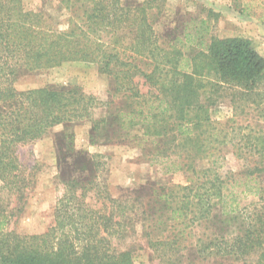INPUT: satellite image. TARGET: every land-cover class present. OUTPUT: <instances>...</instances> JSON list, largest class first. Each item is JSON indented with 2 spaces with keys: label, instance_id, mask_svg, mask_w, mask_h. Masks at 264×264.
<instances>
[{
  "label": "trees",
  "instance_id": "1",
  "mask_svg": "<svg viewBox=\"0 0 264 264\" xmlns=\"http://www.w3.org/2000/svg\"><path fill=\"white\" fill-rule=\"evenodd\" d=\"M155 2L159 0L140 5L58 0L55 16L47 8L27 11L22 0H0V264H135L132 250L114 241L125 230L114 222L112 210L108 212V205L114 209L119 201L101 178L97 161L101 156L81 160L78 176L61 183L55 224L46 233L21 235L8 229L12 212L21 208L10 211L6 201L20 203L30 185L18 148L44 139L58 126L92 121L95 111L111 103L98 101L80 87L27 91L14 87L23 75L69 62L97 64L99 73L112 81V96L130 95L133 102L147 99V114L132 102L126 110L106 112L94 122L90 142L101 137L106 144L125 141L141 128L144 138H154L158 153L165 143L166 152L191 157L189 165L179 167L191 171L189 184L172 189L149 185L147 197L164 209L181 199L182 207L172 212L177 219L195 209L192 222L209 223L217 231L203 251L214 248L215 256L228 262L264 264V132L233 136L229 122L221 124L211 117V109L227 90L261 96L264 57L244 38L213 37L203 46L208 28L197 38L183 33V39L179 35L164 45L155 29L160 16L153 13ZM140 79L148 86L147 93L141 92ZM110 127L113 131L106 130ZM67 137L61 133L58 142ZM231 142L238 159L251 161L241 186L243 194L256 200L259 209L252 213L234 192L236 175L227 177L219 164L221 146ZM85 164L89 174L83 177ZM117 210H123V204Z\"/></svg>",
  "mask_w": 264,
  "mask_h": 264
},
{
  "label": "rangeland",
  "instance_id": "2",
  "mask_svg": "<svg viewBox=\"0 0 264 264\" xmlns=\"http://www.w3.org/2000/svg\"><path fill=\"white\" fill-rule=\"evenodd\" d=\"M122 1L124 4L140 5L147 0ZM22 2L27 11L38 12L47 8L53 15L59 14L58 0ZM153 7V13L160 15L155 29L164 45L179 35L183 39L186 33L197 38L201 29L208 28L203 35V46L206 47L213 37L244 38L250 40L253 48L264 57V0H159ZM60 26L62 29L66 28L63 21ZM191 43L196 46L198 40H192ZM201 48L202 46L199 49ZM185 53L188 55L189 52ZM138 82L141 92L147 93L148 86L144 81L140 79ZM14 87L18 91L80 87L94 95L98 101L111 103L107 109L95 111L92 121L77 122L69 127L58 126L44 139L18 148L19 161L30 185L20 203L19 200L16 203L14 199L6 201L7 206L11 204L10 211L15 207L21 208V212H12L9 230L21 235L46 233L55 224L54 210L61 183L78 176L82 171L79 165L81 160L89 162L90 157L96 155L101 156L97 158L101 164L100 175L106 182L111 197L117 199L118 204H123V210L119 211L118 204L114 209L108 205V212H113L114 222L121 224L120 229L125 230V235L114 241L119 246L132 250L135 264H238L215 256L214 248L203 251V247L217 236V231L209 223L194 224L192 219L196 216L195 209H189L186 218L177 219L178 215L175 216L172 212L179 211L182 207L181 199L174 201L170 209H164L156 204L154 198L147 197L149 185L172 189L189 184L191 171H187V168L179 170V167L192 161L191 157L185 159L181 155L179 158L173 154L172 149L166 152L164 149L169 145L165 143L158 153L159 146L153 145L154 138H144L141 128L132 131L125 141L115 140L106 144L103 142L105 138L101 137L103 139L95 138L94 144L90 142L94 122L100 120L106 112L126 110L128 103L132 102L147 114V99H135L133 102L128 99L130 95L112 96V81L99 73L97 64L84 62L64 63L59 67L23 75L15 82ZM258 92L261 96L258 93L248 96L237 90L225 91L211 109L212 119L221 124L229 122L228 131L233 136L237 132L244 135L263 133L264 87ZM113 129L114 127H110L106 130ZM61 133L68 137L58 142ZM232 144L221 146L222 159L219 164L227 177L236 175L238 185L234 192L240 205L248 207V212L252 213L255 208L259 209L254 205L256 200L251 195L243 194L244 188L241 186L244 182L243 174L251 161L238 159ZM190 151L189 156L192 148ZM165 154L166 158L163 157ZM82 166L86 171H83L84 177L89 174V165ZM23 201L26 202L25 205H22ZM158 243H162L160 247L157 246Z\"/></svg>",
  "mask_w": 264,
  "mask_h": 264
}]
</instances>
